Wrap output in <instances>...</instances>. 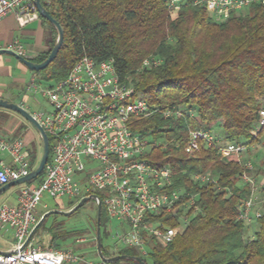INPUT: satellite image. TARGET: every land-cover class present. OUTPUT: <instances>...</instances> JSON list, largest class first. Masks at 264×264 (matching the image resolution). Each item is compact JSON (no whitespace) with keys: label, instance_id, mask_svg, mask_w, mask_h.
Masks as SVG:
<instances>
[{"label":"trees","instance_id":"16d2710c","mask_svg":"<svg viewBox=\"0 0 264 264\" xmlns=\"http://www.w3.org/2000/svg\"><path fill=\"white\" fill-rule=\"evenodd\" d=\"M42 6L62 29L63 43L44 70L32 73L40 83L62 81L82 57L95 62L112 60L118 78L129 81L136 97L149 107L160 111L182 107L193 113V117L174 123L155 114L135 119L130 126L142 138L168 143L164 149H152L144 159L154 166L168 164L174 173V187L196 195L201 209V214L189 221L170 244L148 243L146 256L151 263L264 264V213L247 239L245 225L237 218V206L247 199L248 191L235 186L240 173L236 159L222 162L215 149L204 145L193 158L182 151L187 132L194 130L212 132L219 128L223 133L220 138L226 143L249 146L262 142L261 133L256 137L251 133L264 105V6H252L220 23L203 6L184 7L171 19L165 0H51L48 6ZM40 20L48 27L50 37L46 51L31 60L34 64L46 60L57 38L56 30ZM149 56L162 64L140 69ZM5 113L0 110V132L7 122ZM261 172L264 175V159ZM200 173L215 177L220 190L194 185L190 177ZM42 178L43 173L27 185L39 184ZM75 205L70 203L67 211ZM161 217L168 226L177 225L176 218ZM61 239L63 235L52 234L47 248L68 249L56 245ZM108 240L107 217L101 203L102 256L141 258L133 249L111 252ZM120 263L138 264L130 260L113 264Z\"/></svg>","mask_w":264,"mask_h":264},{"label":"built area","instance_id":"2783aa9c","mask_svg":"<svg viewBox=\"0 0 264 264\" xmlns=\"http://www.w3.org/2000/svg\"><path fill=\"white\" fill-rule=\"evenodd\" d=\"M50 1L40 3L48 6ZM256 5L264 6V0H165L171 19L184 7L203 6L217 23ZM10 15L15 16L21 27L40 18L32 0H0V21ZM0 50L28 60L24 46L18 42ZM161 64L160 59L149 56L140 69H153ZM38 82L32 74L27 91L38 92L51 112L34 113L31 117L47 136L50 158L39 184H24L15 206H0V230H10L13 235L9 250L0 252V264H107L99 259H86L70 249L41 250L33 244V238L22 249L41 218L34 211L44 197L52 201L68 199L77 204L83 198L100 195L109 234L110 224H117L118 230L112 237L113 251L133 249L141 257L147 254L148 242L170 244L189 221L201 214L197 196L174 187V173L168 164L154 166L144 159L152 149H164L168 143L142 138L130 128L135 119L158 114L161 120L174 123L193 117L192 111L182 107L162 111L149 107L136 97L129 81L118 78L112 60L95 62L82 57L62 81L42 89L35 87ZM263 131L264 105L251 135L256 137ZM200 145L215 149L222 162L230 157L236 159L240 173L235 186L248 191L247 199L237 206V218L244 225L259 219L263 215L262 203L252 177L256 159L248 146L226 143L212 132L194 130L187 132L182 151L187 158H193ZM1 155L10 162L6 164L0 158V189L33 171L21 138L0 135ZM190 179L199 187L213 186L220 190L217 179L209 173L193 174ZM161 216L176 218L177 225L168 226Z\"/></svg>","mask_w":264,"mask_h":264},{"label":"rangeland","instance_id":"374dc122","mask_svg":"<svg viewBox=\"0 0 264 264\" xmlns=\"http://www.w3.org/2000/svg\"><path fill=\"white\" fill-rule=\"evenodd\" d=\"M236 15H240V14H236ZM0 62L2 63L0 67V78L4 75V73H7L9 80L20 79L22 81V83L20 84H14V85H12L13 83L8 84L9 86L8 88L10 89L9 94L12 96L11 99L12 102L17 106L20 103L26 104L24 110L30 115L34 113H45V114L50 113L51 108L47 103L46 99H44L38 92L33 93L31 91H27V87L30 84L32 73L29 71H25L24 73H22L20 72V70H17L15 68V61L13 58L11 59V57L0 56ZM50 86L51 84H42L40 82L36 83L35 85V87L40 89ZM5 114L7 116V123L3 128L4 131L1 133L2 136L21 138L24 141L28 131L33 132L35 134L37 133L24 119H22L17 114L8 111H6ZM20 124L22 126L21 128L22 131L18 130ZM212 133L218 137L222 136L223 134L219 128H215L212 131ZM263 138H264V131L259 136L260 141L263 142L262 140ZM262 142L258 143L257 147L259 146L260 148ZM254 145L256 144H253L251 146ZM260 149H261L260 154H257L256 150L251 151L252 154H254V157L256 158L258 167L261 166V161L264 159L263 147ZM255 183L259 198L258 200H260V202L262 203L261 209H262V213H264V181L260 183L258 180L255 181ZM24 186L25 185L23 184L12 187L9 190H7L4 195L0 196V206L2 204H8L9 200L7 198L9 196H12V198H16L19 191ZM70 203L71 202L68 199H62L61 201H52L44 197L42 201L39 203V205L36 207L34 212L37 215H41V214L44 215L45 213H49V212H67ZM248 226L251 229V231H249L250 233L246 232ZM95 228H96V207L93 201H89L81 209H79L78 212L74 213L69 217H63L57 215V216H49L48 218H46L41 229L38 232H36V234L34 235L33 244L37 247H40L41 250H46L48 243L50 241V236L52 234L59 233L64 236V240L62 239L57 240L56 245L60 247L66 246L68 249L72 251L75 250L76 254L81 255L86 259H93L97 261L98 258H95L96 255ZM109 228L111 234H109V240L107 245H108V250L113 252L114 240L112 239V237L116 232V230H118L117 224L113 222L110 224ZM256 229H257L256 220H253V222H251L249 225H245V238L246 239L250 238L252 234L256 231ZM78 235L81 236L80 238H78V240H83V243L76 242ZM148 243L149 245L153 244V243L151 244L150 242ZM7 248H8L7 245L3 244V242L0 240V250L5 252L7 251ZM145 251L147 253L146 248ZM139 259L142 261V263L144 262L143 264H152L151 260L147 256L141 257ZM120 264H127V263H120Z\"/></svg>","mask_w":264,"mask_h":264},{"label":"crops","instance_id":"0c3cea01","mask_svg":"<svg viewBox=\"0 0 264 264\" xmlns=\"http://www.w3.org/2000/svg\"><path fill=\"white\" fill-rule=\"evenodd\" d=\"M49 37H50V31L48 27L41 22L40 18L23 27H21L18 24L15 16L13 15L7 16L6 18L0 21V49H4L5 47L11 45L12 43L18 42L22 46H24L26 53H27V58L29 61L36 59L39 55H41L43 52L46 51L47 41ZM14 61H15V68L17 70H20V72L22 73H24L25 71H28L21 64H19L15 59ZM1 65L2 63L0 62V67ZM20 83H22L20 79L9 80L7 73H4V75L0 78V100L14 104L11 100L12 96L9 94L10 89L8 88L9 87L8 84L14 85V84H20ZM18 106L23 107L22 109H25L26 104L20 103L18 104ZM4 126L2 127L0 135L4 131L3 129ZM21 128L22 126L20 124V126L18 127V130L22 131ZM24 143H25V151L29 158V161H33L32 164L30 162V166L32 165L31 168L33 170L35 165L39 162V157H41V141H40L38 133L35 134L33 132L28 131L26 138L24 139ZM263 145L264 143L261 144L260 148H262ZM248 148H249V151L256 150L257 154H260L261 152V149L259 148V146L257 147V144L254 146L249 145ZM263 150H264V147H263ZM0 158L6 164H9L10 161L7 158V156L1 155ZM256 165L252 173V177L254 178L255 181L259 180V182L261 183L264 181V176H261L263 175L261 172V166L258 167L257 161H256ZM33 185H36V183L32 184L31 186ZM7 199L9 200L8 204H2V205H7L10 207L15 206L16 198H12V196H9ZM249 231H251V229L248 226V229L246 232L250 233ZM0 233H1L0 240L3 242V244L7 245L8 247L7 250H9L10 245L13 242L12 231L0 230ZM0 252H4V251L0 250Z\"/></svg>","mask_w":264,"mask_h":264},{"label":"water","instance_id":"95a60500","mask_svg":"<svg viewBox=\"0 0 264 264\" xmlns=\"http://www.w3.org/2000/svg\"><path fill=\"white\" fill-rule=\"evenodd\" d=\"M32 1H33V4L35 6V9L39 17L42 20L46 21L48 24H50L56 30L57 38H56L55 45L51 49L46 60L41 64H34L31 61L26 60L22 57H19L15 55L14 53L10 51H6V50H0V56L11 57L15 59L19 64H21L29 72L37 73L39 71L44 70L57 56L62 46V43H63V31L60 28V26L50 17V15L44 9V7L41 5L40 0H32ZM0 109L17 114L22 119H24L38 133L40 141H41V157H40L37 167L33 171H31L30 174L26 178H22L16 182H11L7 184L6 186H4L3 188H1L0 195H2L12 187L23 185V184H28L36 180L43 173L44 167L46 166L48 157H49V144H48L47 136L45 135L42 128L36 123V121L31 117V115L28 114L24 109H22L21 107L15 104H11L3 100H0ZM89 201H93L96 207L95 243H96L97 258L107 264H113V263H116L118 261H123V260H130L138 264H143L139 258H132V257H127V256H116L110 259H106L102 256L101 245H100L101 201L96 195H91L89 197L81 199L71 210L67 212H49V213H45L44 215H42L38 223L35 225V227L31 230L30 234L28 235L25 243L22 246V249H24L27 246V244L32 240V238L34 237L39 227L42 225V223L45 221L46 218H48L51 215L69 217L73 215L75 212H77L79 209H81Z\"/></svg>","mask_w":264,"mask_h":264}]
</instances>
